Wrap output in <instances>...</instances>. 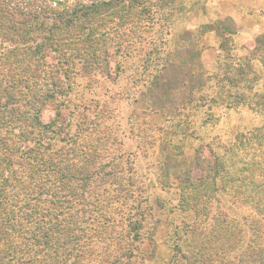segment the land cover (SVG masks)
Listing matches in <instances>:
<instances>
[{
    "label": "trees",
    "instance_id": "1",
    "mask_svg": "<svg viewBox=\"0 0 264 264\" xmlns=\"http://www.w3.org/2000/svg\"><path fill=\"white\" fill-rule=\"evenodd\" d=\"M184 4L0 0V264H143L139 220L150 212L139 211L143 201L135 196L133 164L125 166L131 161L120 126L108 124L106 103L74 99V92L80 80L90 88L95 77L111 78L115 71L117 77L123 59L133 58L145 71L138 77L146 88L142 113L171 104L167 113L174 121L199 99L201 107L215 106L213 98L198 97L212 77L198 69L196 36L176 35L166 52L168 43L155 30L185 14ZM255 50H264V36ZM181 90L182 98L169 99ZM231 98L264 114V95L251 102L241 94ZM263 145L264 125L236 135L229 156L215 154L197 181L191 180L195 166L177 179L176 206L192 215L175 232L173 263L264 264ZM254 146L258 161L247 152ZM159 148L172 150L166 142ZM232 188L231 205L254 212L245 224L223 205L214 208L216 191Z\"/></svg>",
    "mask_w": 264,
    "mask_h": 264
},
{
    "label": "rangeland",
    "instance_id": "2",
    "mask_svg": "<svg viewBox=\"0 0 264 264\" xmlns=\"http://www.w3.org/2000/svg\"><path fill=\"white\" fill-rule=\"evenodd\" d=\"M184 6L185 14L176 16L168 28L158 29L157 23L155 30L164 35L167 43L186 32L196 36L198 69L204 77H212L207 85L210 88L205 87L198 97L213 98L217 102L215 106L206 102L201 107L202 100L199 99L195 107L181 110V115L174 121L167 113L171 104L165 105L163 111L156 108L154 115L142 113L147 105L140 93L146 88L138 77L145 71L138 68L133 58L123 59L117 77V71L111 78L95 77L96 81L90 88H82L85 81L80 80L81 85L74 92V99L93 100L98 107L106 103L111 111L108 124L120 126L119 139L132 162L125 163V166L133 164L130 176L135 178L139 188L135 196L143 201L139 211L150 212L145 221L138 219L143 230V264H175L172 262L173 246L177 240L175 232L179 233L182 222L192 215L176 206L179 200L178 180H183L195 166L191 180L197 181L200 174L210 171L215 154L219 158L229 156L226 151L233 145L236 135L251 134L264 125V114L256 111L257 108L236 105L231 98L241 94L251 102L256 96L264 95V50H255L257 40L264 36V0H185ZM255 13L263 20L261 31L257 33L251 29L250 22ZM172 42L163 50L171 51ZM213 45L217 46L214 56L206 54L204 57V51ZM166 52L161 57H165ZM115 66L112 64V68ZM238 70L244 74L240 75ZM248 87L251 91L247 90ZM183 95L184 90H181L178 94H170L169 99L178 101V97ZM137 99L140 103H135ZM46 116L49 117L50 113ZM114 131L117 132V128ZM165 142L172 149L169 153L159 148ZM253 148L255 151L247 152L255 155L258 161L260 149L257 146ZM180 153L183 155L178 156ZM165 162L169 168L167 172L161 170ZM206 192L198 189L197 193L208 194ZM232 193L233 188L224 193L216 191L214 208L223 205L231 217L245 224L254 212L248 206L239 208L231 205L227 198ZM129 205L125 211L131 208Z\"/></svg>",
    "mask_w": 264,
    "mask_h": 264
},
{
    "label": "crops",
    "instance_id": "3",
    "mask_svg": "<svg viewBox=\"0 0 264 264\" xmlns=\"http://www.w3.org/2000/svg\"><path fill=\"white\" fill-rule=\"evenodd\" d=\"M257 14L255 13L254 14V17L252 16H250L251 17V19H250V22H251V24H252V28H251V26L249 27V29L251 28L252 30H254V31H256L255 33H257V31H261V28H262V17H258V16H256ZM262 25H261V24ZM253 31V32H254ZM239 32H241V31H239ZM216 45H213V46H210L209 47V49H206L205 51H204V57H205V55L206 54H209L211 57H213L214 56V54H215V49H216ZM212 62V61H211ZM212 64V63H211ZM207 65H209V64H207Z\"/></svg>",
    "mask_w": 264,
    "mask_h": 264
}]
</instances>
